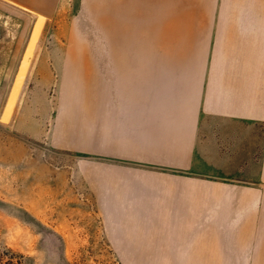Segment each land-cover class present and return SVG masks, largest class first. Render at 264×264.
<instances>
[{
	"label": "rangeland",
	"instance_id": "obj_1",
	"mask_svg": "<svg viewBox=\"0 0 264 264\" xmlns=\"http://www.w3.org/2000/svg\"><path fill=\"white\" fill-rule=\"evenodd\" d=\"M89 1L0 0L2 264H259L247 258V244L233 252L239 245L210 242L217 239L212 229L208 237L192 238L185 254L192 258H173L181 255L174 253L180 250L175 229L152 226V176L159 170L122 157L120 104L112 95L103 97L106 109L97 108L101 99L86 90L87 63L76 79L82 91L71 100L76 125L68 131L57 126L63 106L57 60L67 53L64 34ZM223 1L157 0L153 16L143 23V76L199 74L196 66L210 53L193 43L195 34L206 15L222 10ZM152 20L154 34L148 29ZM127 25L124 21L125 35L135 40ZM105 70L112 74L104 63L94 66L97 75ZM104 83H94L97 93ZM129 127L122 128L124 136ZM216 255L237 258H212Z\"/></svg>",
	"mask_w": 264,
	"mask_h": 264
},
{
	"label": "crops",
	"instance_id": "obj_2",
	"mask_svg": "<svg viewBox=\"0 0 264 264\" xmlns=\"http://www.w3.org/2000/svg\"><path fill=\"white\" fill-rule=\"evenodd\" d=\"M206 16L193 41L210 53L199 74L145 78L140 60L131 74L112 70L91 95L99 109L109 105L103 97L118 100L122 157L159 170L152 226L175 229L173 258H192V238L212 229L210 242L239 245L233 252L247 244V258L264 264V0H224Z\"/></svg>",
	"mask_w": 264,
	"mask_h": 264
},
{
	"label": "bare ground",
	"instance_id": "obj_3",
	"mask_svg": "<svg viewBox=\"0 0 264 264\" xmlns=\"http://www.w3.org/2000/svg\"><path fill=\"white\" fill-rule=\"evenodd\" d=\"M105 1H107L105 5L101 1L94 3L92 0L89 1V5L82 8L83 17L73 22L67 35L64 34L69 45L66 47L68 49L65 58L57 60L61 68V102L63 105L61 115L57 119V126L67 131L75 127V118L78 117L75 114L76 104L71 100L73 96H77L82 91L80 87H76L78 85L76 79L82 75L79 69L81 65L85 63L89 65L87 73L89 81L86 90L91 94L96 92L94 83L98 80H105L106 75L109 74V71L105 70L103 75H97L96 71L94 72V66L104 63L107 67H112L114 74L118 70L120 74L123 71L124 75H127L134 72L137 62L144 58L141 36H144L146 32L143 23L150 18L149 15L153 16L155 11L153 5L157 0H124L121 4H115L111 2L112 0ZM162 1L169 2V0ZM136 5L138 8L135 7ZM145 6L147 7L145 11L149 12L148 15L143 10ZM124 21L128 23L127 28L131 27L135 40L125 35ZM148 29L154 34L156 22L152 20Z\"/></svg>",
	"mask_w": 264,
	"mask_h": 264
},
{
	"label": "trees",
	"instance_id": "obj_4",
	"mask_svg": "<svg viewBox=\"0 0 264 264\" xmlns=\"http://www.w3.org/2000/svg\"><path fill=\"white\" fill-rule=\"evenodd\" d=\"M8 252H11V251L9 250ZM4 255H5L4 253L0 252V264H2L4 261Z\"/></svg>",
	"mask_w": 264,
	"mask_h": 264
}]
</instances>
